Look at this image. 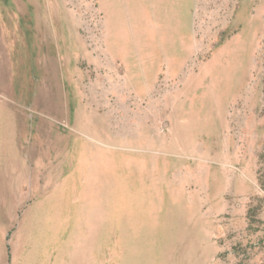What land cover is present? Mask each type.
I'll use <instances>...</instances> for the list:
<instances>
[{"label":"rangeland","instance_id":"rangeland-1","mask_svg":"<svg viewBox=\"0 0 264 264\" xmlns=\"http://www.w3.org/2000/svg\"><path fill=\"white\" fill-rule=\"evenodd\" d=\"M7 1L0 264H264V0Z\"/></svg>","mask_w":264,"mask_h":264},{"label":"bare ground","instance_id":"bare-ground-1","mask_svg":"<svg viewBox=\"0 0 264 264\" xmlns=\"http://www.w3.org/2000/svg\"><path fill=\"white\" fill-rule=\"evenodd\" d=\"M9 1V0H8ZM7 1V2H8ZM10 2V1H9ZM24 2V1H23ZM36 3V2H35ZM21 4V3H20ZM37 4V3H36ZM33 5V4H32ZM40 7V6H39ZM21 8V7H20ZM36 8V7H35ZM35 12V11H34ZM36 17L38 18V16L36 15ZM38 20V19H37ZM39 23V22H38ZM41 23V22H40ZM43 23V22H42ZM44 24V23H43ZM39 25H41V24H39ZM44 26V25H43ZM49 34V33H48ZM12 39V38H11ZM10 39V40H11ZM52 39V38H51ZM9 40V41H10ZM10 43V42H9ZM46 45V44H45ZM19 46H20V44H19ZM41 46V45H40ZM12 47V46H11ZM47 47V46H46ZM23 51V50H22ZM15 58H17V57H15ZM19 67V66H18ZM26 69H28V68H26ZM57 70V69H56ZM32 71V70H31ZM17 72V71H16ZM19 73H20V71H18ZM26 72V71H25ZM27 73V72H26ZM31 73V72H30ZM17 74V73H16ZM38 74V73H37ZM27 76V75H26ZM25 76V77H26ZM38 76V75H37ZM17 79V78H16ZM32 80V79H31ZM49 80V79H48ZM24 81V80H23ZM27 82V81H26ZM23 85H25V84H23ZM48 91V90H47ZM59 101V100H58ZM60 102V101H59ZM7 122V121H6ZM14 125V124H13ZM15 127V126H14ZM14 129V128H13ZM12 130V129H11ZM11 130H8V131H11ZM1 131H2V129H1ZM13 131V130H12ZM11 131V132H12ZM3 132V131H2ZM6 132V131H5ZM10 134V133H9ZM12 134H13V132H12ZM8 135V134H7ZM4 138V137H3ZM8 138V137H7ZM6 138V139H7ZM13 139V138H12ZM11 141H13V140H11ZM13 151V150H12ZM12 153V152H11ZM59 154V153H58ZM63 154V153H62ZM61 154V155H62ZM13 155V154H12ZM17 155V154H16ZM58 156H60V155H58ZM61 158V157H60ZM11 159V158H10ZM14 159H15V157H14ZM65 159V158H64ZM3 160V159H2ZM13 160V159H12ZM20 161V160H19ZM13 162V161H12ZM18 164H19V162H17ZM63 163V162H62ZM10 164V163H9ZM59 165V164H58ZM1 166V165H0ZM7 167V166H6ZM13 167H14V165H13ZM18 167H19V165H18ZM59 168V167H58ZM13 169V168H12ZM39 169V168H38ZM45 169H46V166H45ZM5 172H6V170L4 169V168H1L0 167V198H3V199H5V196H8V195H10V193L12 192V188H13V184H12V181H10L9 180V178H7V173L5 174ZM60 173V172H59ZM12 174V173H11ZM18 174H20V173H18ZM25 175V174H24ZM8 176H9V172H8ZM12 176H14L13 174H12ZM16 176V175H15ZM12 178V177H11ZM16 181V180H15ZM24 181V180H23ZM16 190V189H15ZM11 196V195H10ZM4 201V200H3ZM6 201V200H5ZM16 205V204H15ZM39 207H43V206H39ZM36 209V208H35ZM34 209V210H35ZM40 209V208H39ZM38 210V209H37ZM41 211H42V209H41ZM46 211H47V209H46ZM40 213V212H39ZM29 214V213H28ZM47 214V212H45V214L44 215H46ZM41 215V214H40ZM39 215V216H40ZM54 215V214H53ZM41 217H43L42 215H41ZM44 217H46V216H44ZM25 219H26V217H25ZM24 219V220H25ZM42 219V218H41ZM46 219V218H45ZM82 219V218H81ZM32 221V220H31ZM40 221V220H39ZM42 221V220H41ZM47 221V220H46ZM44 224H45V222H43ZM46 223H48V222H46ZM51 223V222H50ZM50 226H53L52 224L50 225ZM39 228V227H38ZM43 228H46V227H44L43 226ZM43 228H42V231H44L43 230ZM54 227H51V229H53ZM25 229V228H24ZM48 229H50V228H48ZM54 230H55V228H54ZM48 232H50V231H48ZM53 232V231H52ZM51 232V233H52ZM36 233V232H35ZM34 233V234H35ZM38 233H40V231L38 232ZM44 233V232H43ZM37 234V233H36ZM35 234V235H36ZM48 234V233H47ZM35 238H36V236H35ZM35 238H34V240H35ZM38 238H40V237H38ZM40 239H42V238H40ZM44 239V238H43ZM36 240H37V238H36ZM41 244V243H40Z\"/></svg>","mask_w":264,"mask_h":264}]
</instances>
